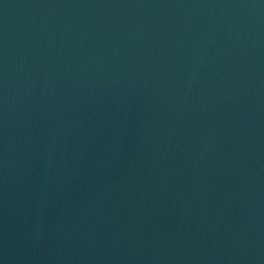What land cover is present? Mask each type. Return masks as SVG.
Masks as SVG:
<instances>
[{
  "label": "water",
  "instance_id": "obj_1",
  "mask_svg": "<svg viewBox=\"0 0 264 264\" xmlns=\"http://www.w3.org/2000/svg\"><path fill=\"white\" fill-rule=\"evenodd\" d=\"M0 264H264V0H0Z\"/></svg>",
  "mask_w": 264,
  "mask_h": 264
}]
</instances>
